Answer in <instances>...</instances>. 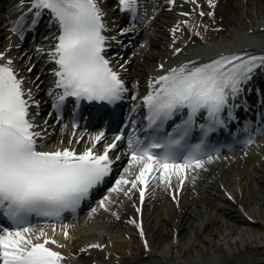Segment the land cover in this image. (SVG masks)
Wrapping results in <instances>:
<instances>
[{
    "label": "snow or ice",
    "instance_id": "snow-or-ice-1",
    "mask_svg": "<svg viewBox=\"0 0 264 264\" xmlns=\"http://www.w3.org/2000/svg\"><path fill=\"white\" fill-rule=\"evenodd\" d=\"M169 3L174 5L175 0ZM207 3L214 8L216 0ZM27 4L25 12L14 22L13 31H19L29 13L33 14L30 27L36 26L45 11L50 16L49 25L56 28L52 34L54 46L41 47L40 51H47L48 59L55 64L48 93L58 116L69 97L75 98L74 111L81 100L115 104L125 98L128 89L121 72L126 71L128 61L120 63L117 70L107 55L110 42L119 41L116 36L105 34L109 27L100 0H27ZM20 7H25V0H20ZM120 7L135 19L139 0H120ZM200 15H205L203 8ZM129 30L119 29L121 33ZM172 31L178 39L175 33L179 28ZM174 52L181 53L182 48L174 47ZM159 68L164 69L165 65L161 63ZM257 71H264V53L236 51L202 62L186 60L150 78L149 90L141 98L147 107L146 128L152 130L149 135H138L135 121L130 120L133 131L125 137L121 130L102 151L95 148L105 138L104 131L90 137L91 146L81 151L71 142L47 149L44 140L48 120H36L41 101L26 86V77L20 75L13 58L0 51V211L13 225L0 224V264H64L65 254L49 246L50 242H59L45 229L34 228L30 217L35 214L59 219L65 210L78 209L112 172L114 159L109 152L117 148L118 141L126 139L128 167L100 200L101 207L111 211L110 204L116 203L112 193H131L133 189L139 190L143 202L150 180L170 187L171 178L177 176L182 186L188 169L202 168L205 159H214L206 152L209 134L226 126L227 120L237 119L235 110L246 103V98L241 97L251 91L248 85ZM177 117L179 121L173 122L171 131H167L169 121ZM197 128L201 137L197 143H191ZM247 142L251 143V138ZM119 159L120 156L115 157ZM115 215L119 216V212ZM131 222L137 223L135 219ZM138 226L143 236L142 221ZM70 227H65V237L70 235ZM144 244L148 246L147 238ZM87 247L105 246L97 242Z\"/></svg>",
    "mask_w": 264,
    "mask_h": 264
},
{
    "label": "bare ground",
    "instance_id": "bare-ground-1",
    "mask_svg": "<svg viewBox=\"0 0 264 264\" xmlns=\"http://www.w3.org/2000/svg\"><path fill=\"white\" fill-rule=\"evenodd\" d=\"M217 12L224 15L223 37L210 43H190L176 57L172 56L168 40L172 34L170 26L178 16L170 12L155 19L141 35V42L145 41L146 45H141L139 57L132 65L135 76L145 79L159 64L188 58L189 52L208 54L236 46L264 47V0H219ZM262 157L264 153L239 157L238 161L221 165L218 171L204 174L202 180L181 196L179 204L171 201L163 185L158 198L144 208L143 221L150 241L148 250L130 223H126L129 228L126 229L124 224L107 220L105 228H98L92 236L104 242L114 241L115 248H111L120 257L113 252L105 259V252L94 251L96 264H118L116 261L119 264H264ZM227 192L235 201L227 197ZM123 205L122 209L127 207L124 210L135 215L126 202ZM105 229L109 233L105 234ZM126 232L131 234L133 243L126 240ZM73 234L72 250L89 244L88 229H76ZM81 260L83 264H92V258L85 256Z\"/></svg>",
    "mask_w": 264,
    "mask_h": 264
}]
</instances>
